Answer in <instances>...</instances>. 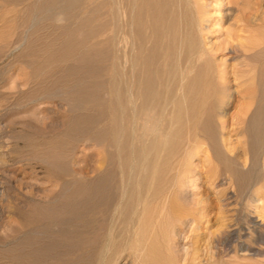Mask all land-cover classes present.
Masks as SVG:
<instances>
[{
  "label": "rangeland",
  "instance_id": "rangeland-1",
  "mask_svg": "<svg viewBox=\"0 0 264 264\" xmlns=\"http://www.w3.org/2000/svg\"><path fill=\"white\" fill-rule=\"evenodd\" d=\"M167 1L165 21L173 14L178 35L198 38L199 50L182 59L205 69L200 125L188 135L186 121L170 127L181 148L165 159L160 192H142L154 214L142 206L120 223L128 167L119 155L142 144V129L159 128L163 140L169 126L144 129L140 119L130 128L137 1L0 0V264H156L146 259L155 250L187 264H264V131L258 142L249 123L262 98L264 0Z\"/></svg>",
  "mask_w": 264,
  "mask_h": 264
},
{
  "label": "bare ground",
  "instance_id": "bare-ground-1",
  "mask_svg": "<svg viewBox=\"0 0 264 264\" xmlns=\"http://www.w3.org/2000/svg\"><path fill=\"white\" fill-rule=\"evenodd\" d=\"M137 2H135V6H132V12H134V8H136V15H135V20H136V32H137V39L140 42V49L137 52L136 50V54L133 56V58L135 57L134 62L131 61V66H132V71L130 76L128 77V79L130 78V87H129V99L126 100L130 101L131 104H129L131 110H130V115L128 113L129 116H131V120L133 121L132 123V127L130 126V128H132V131H136L137 127H136V121L141 119V125L145 128H147L148 123H150L151 121H154L155 123H163L164 122H168L169 126L167 128V132H165V136H163V140L159 139L157 132L159 131V128H153L151 130H147L146 132H144V130L142 129V141H141V145L136 146L134 153L132 152V154L130 155V153L128 152L127 155H123L120 156L119 158L122 157V165L124 164L125 166L128 167V175L127 176H123L124 173H120L117 170H120L122 167H117L118 169H115V171L119 172V176L121 174V191L119 188V191L121 192L119 195H121L120 202L117 203L115 208V213L119 214V221L120 223H125L126 220L128 219V215L132 216V213H134L136 211V213H138L137 209L139 207H146L147 209L144 210V213L146 212V214L149 211V203L146 201V199H143L144 197H142L143 195V191H146L147 193V197L149 195L155 196L158 192H160V182L162 180V173H163V165L166 163L165 159H167L168 157H170V155H172L176 149H178V147L180 146L181 148V140L178 138V134L177 133H171V126H175V124H181L183 125L186 124V122H188L187 124L189 126L187 129V135L189 134V132L191 131V128H195L197 126L200 125L199 121L196 119L197 116V110L196 107L194 106V104L199 100V90H202L198 88L199 84L201 83L203 85V78H202V74L204 73L203 70H205L203 67V70H199L197 72L194 71V67L195 65H193L192 63H187V61H189V59H187V61L185 62V58H192V53L196 52L197 50H199V45H198V38L197 40H195V38L193 40H191L192 38L188 35L185 34L183 35H178L176 30L178 28H174L175 25V21L173 19V21L168 22L170 19L169 17H171L172 15L169 14V17L167 19V22L165 21V18L167 17L166 15V9H167V5L168 1L167 0H136ZM179 1V0H178ZM67 2V1H66ZM172 2V1H171ZM187 2V1H186ZM113 3V2H112ZM115 3V1H114ZM120 3V2H119ZM188 3V2H187ZM186 3V4H187ZM111 4V3H110ZM173 4V3H172ZM171 4V5H172ZM176 6L177 3H174ZM179 4V3H178ZM170 5V6H171ZM180 5V4H179ZM129 6V5H128ZM126 8H129V7ZM187 6V5H185ZM184 6V7H185ZM189 6V5H188ZM117 7V6H112ZM169 7V6H168ZM119 8V7H118ZM177 8V7H176ZM181 7H179L178 9H180ZM189 8V7H188ZM194 8V7H192ZM63 9V8H62ZM172 9L175 10V8L173 7ZM190 9V8H189ZM122 10V9H121ZM118 12V11H116ZM179 12V11H178ZM177 12V13H178ZM112 13H113V9H112ZM119 13V12H118ZM116 13V14H118ZM135 13V12H134ZM176 13V14H177ZM60 14V13H59ZM175 14V13H174ZM180 14V12H179ZM178 14V15H179ZM190 14V12L188 13ZM171 15V16H170ZM192 15V14H190ZM111 16V15H110ZM114 16V15H112ZM119 15H116L115 18H119ZM123 16V15H122ZM125 16V15H124ZM182 16V15H181ZM133 17V16H132ZM174 17V16H173ZM183 17V16H182ZM196 17V16H195ZM177 18V17H176ZM188 18V17H187ZM190 18V17H189ZM188 18V19H189ZM111 19V18H110ZM114 19V18H113ZM121 19V18H120ZM132 19V18H131ZM186 19V17H185ZM183 19V21L185 20ZM134 20V19H133ZM172 20V19H171ZM190 20V19H189ZM188 20V21H189ZM178 21V20H177ZM196 21V20H195ZM116 23V22H114ZM113 23V24H114ZM118 23V22H117ZM178 23V22H177ZM147 24L149 26H147ZM181 24V22H180ZM196 24V23H195ZM123 25V24H122ZM187 25V23L185 22V26ZM121 26V25H120ZM119 26V27H120ZM182 26V25H180ZM191 28V25H189ZM194 26V25H193ZM111 27V26H110ZM115 27V26H113ZM124 27V26H123ZM179 27V26H178ZM129 28V25H128ZM118 30V27L116 28ZM114 28V30H116ZM130 29V28H129ZM182 29V28H181ZM179 30V29H178ZM191 30V29H190ZM94 32V31H92ZM99 32V31H98ZM180 32V31H179ZM191 32V31H190ZM167 33L169 35V38L166 42H163L164 40L161 41V37ZM181 33V32H180ZM185 33H187L186 29H185ZM193 33H195L193 31ZM115 35V34H114ZM121 35V34H119ZM129 35V34H128ZM189 36L188 40L190 42H188L187 40V36ZM191 35H193L191 33ZM122 36V35H121ZM124 36V35H123ZM132 36V34H131ZM195 36V35H194ZM116 37V35H115ZM114 37V38H115ZM118 37V36H117ZM200 37V36H199ZM131 38V37H130ZM135 38V39H136ZM201 38V37H200ZM123 39V38H122ZM163 39V38H162ZM115 40V39H114ZM129 40V39H128ZM166 40V37H165ZM185 41H187V44L185 43ZM200 41V39H199ZM129 42V41H128ZM138 42V43H139ZM115 44V42H114ZM118 45V44H117ZM134 45V44H133ZM138 45V44H137ZM132 46V45H131ZM138 47V46H137ZM114 49V48H113ZM134 52V51H133ZM114 53V50H113ZM132 53V52H131ZM130 53V54H131ZM127 54V53H126ZM133 54V53H132ZM195 55V54H194ZM183 58V59H182ZM113 60V57L111 58ZM197 60V58H195ZM111 60V61H112ZM128 60V59H126ZM192 60V59H191ZM194 60V59H193ZM206 60V59H205ZM125 61V60H124ZM200 61V60H199ZM204 62V60H202ZM207 61V60H206ZM116 63V61L114 62ZM196 63V62H195ZM201 63H199L200 65ZM110 65V64H109ZM115 69H116V65H114ZM194 66V67H193ZM118 67V65H117ZM124 67H126L124 65ZM111 68V67H110ZM128 68V67H127ZM212 70V67H210ZM196 69V68H195ZM198 70V69H197ZM209 70V71H210ZM112 71V70H111ZM120 71V70H119ZM125 71V70H124ZM194 71V72H193ZM114 72V71H113ZM111 72V73H113ZM123 72V71H122ZM122 72H120V74L122 75ZM128 72V71H126ZM126 72H124L126 74ZM210 74V72H207ZM114 75L117 76L116 72L113 73ZM111 74V75H113ZM119 75V74H118ZM213 75V74H211ZM210 75V78H211ZM123 76V75H122ZM121 76V77H122ZM128 76V75H127ZM209 76V75H208ZM114 77V76H113ZM207 77V76H206ZM205 77V78H206ZM123 78V77H122ZM115 79L116 78H112ZM120 79V78H119ZM110 80V79H109ZM112 81V80H110ZM114 80L112 82H115ZM120 81V80H119ZM123 81V80H122ZM121 81V82H122ZM210 81V80H209ZM111 83V82H110ZM118 84V82H116ZM211 83V82H210ZM128 84V82H127ZM125 84V85H127ZM260 84H261V92H262V98L260 100V104L258 106V108L256 109V111H254L251 114V117L249 119V123L251 124V126L254 128L255 133L257 134V141L260 142L261 138L259 137V132L264 131V64L261 65L260 67ZM121 85V84H120ZM201 85V86H202ZM214 85V84H213ZM113 86V85H112ZM111 86V90L112 89ZM119 86V85H118ZM211 86V85H210ZM115 87V86H114ZM122 87V86H121ZM120 87V88H121ZM117 89L115 88V91ZM119 90V89H118ZM124 90V88H123ZM110 91V90H109ZM114 91V92H115ZM120 91V90H119ZM118 91V92H119ZM112 92V91H111ZM118 92L116 91L115 93ZM125 94L126 89L124 90ZM209 92V91H208ZM109 94L111 95V93L109 92ZM113 94V93H112ZM128 95V94H127ZM113 96V95H112ZM116 96V98H117ZM115 97V95H114ZM121 97V96H120ZM126 97V96H125ZM110 98V96H109ZM111 100V98H110ZM117 101V99H115ZM123 100V99H122ZM207 101V100H206ZM119 102V101H118ZM124 102V101H123ZM117 103V102H116ZM115 104V103H114ZM123 104V103H122ZM196 105V104H195ZM113 106V105H111ZM115 106V105H114ZM124 106V105H123ZM118 107V103L117 106ZM117 109V108H116ZM125 109V108H124ZM123 108H121L122 111H124ZM109 110V109H108ZM111 110V109H110ZM114 110V109H113ZM112 110V112H113ZM127 109H125L126 111ZM201 110V109H200ZM205 111V110H204ZM209 111V110H208ZM109 112V111H108ZM117 111L113 112L116 113ZM112 113V114H113ZM205 113V112H204ZM117 114V113H116ZM132 114V115H131ZM120 115V114H118ZM123 115V114H122ZM125 116H127V114H124ZM121 116H119L121 119ZM207 114L205 113V116ZM110 117V116H108ZM116 117V116H115ZM198 117V116H197ZM111 118V117H110ZM126 118V117H125ZM209 118V117H207ZM116 119V118H115ZM120 119V120H121ZM112 121V119H110V122ZM197 121V122H195ZM115 123V121H113ZM119 122V120H118ZM192 122V123H191ZM121 123V122H120ZM191 123V125H190ZM125 124V123H124ZM131 124V123H130ZM204 125H206L208 127L209 123L206 124V122L203 123ZM119 125V123H118ZM159 124H156V126ZM203 125V126H204ZM109 126V125H108ZM121 126V124H120ZM125 126V125H124ZM127 126V124H126ZM185 126V125H184ZM128 127V126H127ZM182 127V126H180ZM186 127V126H185ZM184 127V129H185ZM186 127V128H187ZM118 128V127H117ZM116 128V129H117ZM174 128V127H173ZM183 128V127H182ZM112 129V128H111ZM125 131L128 130L129 128H124ZM123 129V132H124ZM175 129V128H174ZM181 130V129H180ZM186 130V129H185ZM208 131V130H207ZM103 132V131H101ZM129 130L126 132L128 134ZM172 132L173 129H172ZM110 133V132H109ZM108 133V135H109ZM120 133V132H119ZM125 133V134H126ZM111 134V133H110ZM115 134L117 135V132H115ZM124 134V135H125ZM126 134V135H127ZM151 134H155V135H151ZM157 134V135H156ZM169 134V135H168ZM177 134V135H176ZM184 134V133H183ZM107 135V136H108ZM129 135V134H128ZM168 135V137L166 136ZM191 135V134H190ZM151 136V137H150ZM185 136V135H184ZM109 138V136H108ZM128 138H130V136H128ZM134 138V136H133ZM192 138V136H191ZM115 139V138H114ZM111 140H113V138H111L110 136V142ZM116 140V139H115ZM114 140V141H115ZM131 140V139H130ZM134 140V139H133ZM112 141V142H114ZM109 142V140H108ZM116 142V141H115ZM100 143V142H99ZM135 143V142H134ZM133 143V145H134ZM183 143V142H182ZM119 140H118V143ZM137 144V143H136ZM147 144V145H145ZM184 144V143H183ZM100 145V144H99ZM118 146L114 144H111V146ZM126 146V145H125ZM186 146V145H185ZM190 146V145H189ZM187 146V147H189ZM145 147V148H144ZM118 148H120L118 146ZM123 148V145H122ZM126 148V147H125ZM116 150L117 153V148H114ZM129 149H133L132 146ZM145 149H147L146 151L148 152H143ZM160 149H163V151L165 150V155H161V153L157 152ZM112 150V148H111ZM122 150V149H120ZM127 150V149H126ZM180 150V149H179ZM184 150V148H183ZM190 150V149H189ZM113 152V151H112ZM121 152V151H120ZM119 152V154H120ZM114 153V152H113ZM163 153V152H162ZM184 153V152H183ZM186 153V152H185ZM108 154V153H106ZM180 154V153H179ZM174 155V154H173ZM109 156V155H108ZM112 156V155H111ZM117 157V156H116ZM180 157V156H179ZM178 157V158H179ZM177 159V158H176ZM173 160L175 161V157L173 158ZM180 160V158L178 159ZM100 161V160H99ZM98 161V162H99ZM109 161V160H108ZM113 161V160H112ZM168 161V160H167ZM118 162V161H117ZM171 161L169 160V163ZM118 164V163H117ZM171 164H173L171 162ZM116 165V164H115ZM120 165V164H118ZM117 165V166H118ZM168 165V164H167ZM124 166V168H125ZM163 166V167H162ZM166 166V164H165ZM170 166V164H169ZM172 166V165H171ZM175 166V165H173ZM168 167V166H167ZM120 168V169H119ZM166 168V167H165ZM174 170V167H172ZM171 168V169H172ZM111 170L113 171V167L111 168ZM123 170V169H122ZM178 170V168H177ZM125 171V170H124ZM114 172V171H113ZM106 173V172H105ZM115 173V172H114ZM113 173V175H114ZM165 173V172H164ZM163 173V174H164ZM112 174V173H111ZM116 174V173H115ZM171 174V173H169ZM126 175V174H125ZM165 175V174H164ZM177 175V174H176ZM84 176V175H83ZM172 176V175H171ZM116 177V176H115ZM118 177V174H117ZM116 177V178H117ZM114 178V177H113ZM82 179V176L81 178ZM85 179V178H84ZM83 179V180H84ZM99 179V177H98ZM106 180V179H105ZM97 181V179H96ZM111 181V180H110ZM116 181V180H115ZM114 181V182H115ZM118 182V181H116ZM115 182V183H116ZM101 183V182H100ZM103 184V183H102ZM109 184V183H108ZM162 184V182H161ZM167 184V183H166ZM106 185V184H105ZM114 185V184H113ZM120 185V184H119ZM107 186V185H106ZM174 186V185H173ZM109 187V186H108ZM112 188V187H111ZM100 188H98L99 190ZM101 190V189H100ZM99 190V191H100ZM115 190V189H113ZM102 191V190H101ZM100 191V192H101ZM166 193V192H165ZM97 194V193H96ZM160 195V194H159ZM158 195V196H159ZM108 196V195H107ZM118 196V195H117ZM109 198V197H108ZM117 198V197H116ZM119 198V197H118ZM146 198V196H145ZM106 200L107 197H106ZM115 200V199H114ZM118 200V199H117ZM155 200V199H154ZM167 201V200H166ZM106 202V201H105ZM168 202V201H167ZM174 203V202H173ZM172 203V204H173ZM96 204V203H95ZM158 204V203H157ZM170 204V203H169ZM122 205V207H121ZM104 206V205H103ZM168 206V205H167ZM56 207V206H55ZM110 207V206H109ZM152 207V206H151ZM76 209V208H75ZM102 209V207H101ZM142 210V209H141ZM143 211V210H142ZM150 212V211H149ZM160 213V211H158ZM166 212V211H165ZM44 213V212H43ZM151 213V212H150ZM154 214V212H152ZM151 213V214H152ZM60 214V213H59ZM107 214V213H106ZM135 214V213H134ZM158 214V213H157ZM161 214V213H160ZM104 215V214H103ZM137 215V214H136ZM143 213L141 212V217H142ZM140 216V215H138ZM154 216V215H153ZM169 215H165L164 217H162L163 219L167 218ZM172 216V215H171ZM136 217V216H134ZM140 217V220H141ZM152 217V216H151ZM160 217V216H159ZM111 218V217H110ZM133 218V217H132ZM139 218V217H138ZM46 219V218H45ZM105 219V218H104ZM112 219V218H111ZM136 219V218H135ZM158 219V218H157ZM161 219V218H160ZM166 219V220H167ZM113 220V219H112ZM118 220V219H117ZM116 220V221H117ZM130 220V218L128 219ZM156 220V219H155ZM58 221V220H57ZM110 221V220H108ZM133 221V220H132ZM139 221V220H138ZM137 221V222H138ZM168 221V220H167ZM186 221V220H185ZM188 221V220H187ZM192 221V220H190ZM136 222V221H135ZM140 222V221H139ZM138 222V223H139ZM152 222V221H151ZM159 222V220H158ZM163 222V221H162ZM161 222V223H162ZM169 222V221H168ZM167 222V223H168ZM194 222V221H193ZM111 223V222H110ZM114 223V222H113ZM191 223V222H189ZM109 224V223H108ZM137 224V223H136ZM152 224V223H151ZM154 224V223H153ZM156 224V223H155ZM192 224V223H191ZM56 225V224H55ZM58 225V224H57ZM113 225V224H112ZM116 225V224H115ZM54 226V225H52ZM109 226V225H108ZM137 226V225H136ZM152 226V225H151ZM106 227V225H105ZM104 227V228H105ZM113 227V226H112ZM155 227V226H154ZM160 227V226H159ZM163 227V225H162ZM166 227V225H165ZM102 228V227H101ZM109 228V227H108ZM111 228V226H110ZM138 228V227H137ZM140 228V226H139ZM139 228L137 230H139ZM157 228V227H156ZM114 229V228H113ZM112 229V231H113ZM144 229V228H143ZM150 229V227H149ZM117 230V228L115 229ZM118 230H120L118 228ZM161 230V229H160ZM100 231V230H99ZM103 231V230H102ZM110 231V230H109ZM125 229H121V232L123 234V236H125L124 233ZM158 231V230H156ZM37 233V232H34ZM40 233V232H38ZM102 233V232H101ZM111 233V231L109 232V234ZM119 233V232H117ZM137 233V231H136ZM161 233V232H160ZM42 234V233H41ZM103 234V233H102ZM116 234V232H115ZM142 234V232H141ZM38 235V234H35ZM114 235V234H113ZM121 235V234H119ZM127 235V234H126ZM153 235V234H152ZM101 236V235H100ZM111 236V235H110ZM116 237V235H114ZM122 236V235H121ZM120 236V238H121ZM161 236V235H160ZM108 237V236H107ZM112 237V236H111ZM119 237V236H117ZM116 237V238H117ZM129 237V236H127ZM145 237V236H144ZM114 238V237H113ZM125 238V237H124ZM130 238V237H129ZM128 238V239H129ZM128 239L126 241H128ZM131 239V238H130ZM119 240V238L117 239ZM148 240V239H147ZM233 240V239H232ZM135 242V241H134ZM138 240L136 241L137 244ZM154 242V241H153ZM152 242V243H153ZM227 242V241H226ZM123 243V242H122ZM139 243V242H138ZM93 244V243H92ZM114 244V243H113ZM128 244V243H127ZM124 244V245H127ZM136 247H139L138 245ZM110 248V247H108ZM107 248V249H108ZM155 248V247H154ZM112 249V248H111ZM137 250V249H136ZM136 253V252H135ZM144 253V252H142ZM122 254V253H121ZM181 254V253H180ZM184 254V252H183ZM101 255V254H100ZM136 256V255H135ZM185 256H186V252H185ZM145 257V256H144ZM87 258V257H86ZM99 258V257H98ZM107 258V257H106ZM117 258V257H116ZM180 262H177L174 260V257L172 256V254L170 253H166L163 254L161 251L155 250V251H150V253L146 256V259H150L151 261L155 262L156 264H187L186 259H182V256H180ZM118 259V258H117ZM86 260V259H85ZM91 260V259H90ZM108 261V260H107ZM116 264V263H115Z\"/></svg>",
  "mask_w": 264,
  "mask_h": 264
}]
</instances>
